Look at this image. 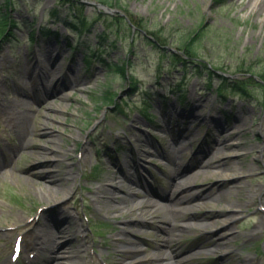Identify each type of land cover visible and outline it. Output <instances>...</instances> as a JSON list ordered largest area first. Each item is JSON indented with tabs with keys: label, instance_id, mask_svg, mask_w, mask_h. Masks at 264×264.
Masks as SVG:
<instances>
[{
	"label": "rangeland",
	"instance_id": "rangeland-1",
	"mask_svg": "<svg viewBox=\"0 0 264 264\" xmlns=\"http://www.w3.org/2000/svg\"><path fill=\"white\" fill-rule=\"evenodd\" d=\"M6 1L0 0V15L2 8L8 9L16 27L0 44V141L15 145L18 156L16 169L0 160V264L10 263L19 234L25 236L28 256L36 252L33 237L44 239V231L56 233V238L40 252L36 264H102L103 260L142 264L128 245L141 247L140 254L148 257L160 247L175 264H264V84L247 78V96L228 88L222 97L217 93L221 79L214 74L210 85L206 69L213 66L229 78L245 71L258 77L264 69V0H227L222 5L218 0H117L112 14L99 6L100 0H75L71 5L59 0H11V6ZM116 12L129 21L130 17L140 20L144 31H160V41L151 42L149 34L142 36ZM84 19L88 26L80 33L67 24ZM202 25L207 33L200 45L201 61L175 64L167 50H178L182 39ZM35 30L41 33L32 40L29 35ZM48 31L54 34L45 35ZM100 48L110 64L131 63L129 76L137 79L136 86L129 77L94 60ZM50 52L59 78L66 80L68 74L78 85L41 103L33 91L48 72L43 66L50 62ZM178 85L185 94L183 102L177 95H167ZM108 94L117 97L123 114L110 106L114 102L106 99ZM22 112L29 118L28 126L21 120ZM192 115L205 123L181 120ZM217 119L222 127L213 124ZM207 123L211 131L206 141ZM165 127H171V132L165 133ZM122 129L126 134L116 141ZM182 130L180 144L190 137L183 153L186 162L212 149V156L226 160L232 172L226 173L225 167L194 168L198 175L192 193L205 194L206 200L196 207V218L175 221L164 212L161 206L167 201L155 190L168 182L162 146H170L171 138ZM235 131L239 134L233 137ZM100 136L112 154L105 152ZM29 139L33 148H19ZM225 139L230 147L239 148L224 149L220 144ZM146 140L149 153L141 157L140 144ZM14 155L6 154V158ZM125 161L130 166L127 170ZM128 169L148 188L127 202L123 188ZM239 173L244 174H240L243 190H229L225 199L210 196ZM58 187L65 192H51ZM109 196L115 197L112 203ZM145 197L158 206L137 224V205L131 206V213L128 205ZM239 205L245 207L228 214L235 209L230 206ZM37 215L40 218L30 223ZM206 215L211 219L204 220ZM226 223L232 224L236 237L217 248L212 232ZM187 224L194 227L186 230ZM157 225L169 229L168 248L160 244L164 235ZM15 227L18 230L3 231ZM62 245L74 263L56 252Z\"/></svg>",
	"mask_w": 264,
	"mask_h": 264
},
{
	"label": "bare ground",
	"instance_id": "bare-ground-1",
	"mask_svg": "<svg viewBox=\"0 0 264 264\" xmlns=\"http://www.w3.org/2000/svg\"><path fill=\"white\" fill-rule=\"evenodd\" d=\"M48 58L50 59V62L44 63L43 68L46 69L43 77L40 78V82L37 83L35 86V91L34 95L36 96L37 100H39L41 103H47L50 98L61 91H63L65 88L73 87L78 85V81L76 79H72L70 76L65 75L66 80L59 78V73L57 72V67L53 66L52 67V58L51 57V52L48 55ZM48 74H51V77H48ZM23 86V91L26 94V96H30V93L27 88H24ZM33 89V90H34ZM51 111H55L51 109ZM22 117L21 120H23L24 125L28 126L29 118H26L25 112H22ZM50 119H54L53 117H50ZM191 125H194L195 123L202 125L204 124V120L201 119L200 117H197L196 115H192L187 117L181 118V120H188ZM218 121L214 120L213 124L216 125L217 127H222L221 120L217 119ZM236 121V119H235ZM171 127H165L164 131L165 133H170L171 132ZM222 130H226L224 127ZM224 133V132H223ZM236 134H233L235 136L238 135V132H234ZM184 135V130L178 131L177 135L175 137L171 138V143L170 146L168 147H163V152L166 154L167 160H168V165L167 168H165V171L167 172V185L165 186H160L157 187L156 194L159 198L166 199L167 202L163 204L161 207L164 208V212L172 219L176 221V219H179L181 217H187L191 216L189 218L193 219L196 218L197 215L194 214L196 211V207H198L199 203L205 198V194L199 195L198 193H192L193 188H194V182L197 179V172L192 171L194 168H198V166L201 167H208L210 169L214 168H224L226 173L229 174V172H232L230 170L228 162L226 160H222L220 157L215 158V156H212V149L210 152V149L207 151H204L200 155H195L191 160H188L187 162L183 159V153L185 152V148L180 144V139ZM189 137L187 138V140ZM32 140H26L24 142H21L20 146L22 148H33V143L31 142ZM228 140H223L220 145H223L224 149L226 150H231L233 148H239L238 146L230 147L227 145ZM147 140L144 141L143 144H140V150L141 153L139 154L141 157L145 156L146 154L149 153V147H148ZM219 146V144H217ZM15 149L9 144H3L0 145V158H2L3 154L7 150H13ZM211 155V156H210ZM207 157V158H206ZM209 158V159H208ZM240 156H235L233 159L238 160ZM230 159V160H233ZM126 162V161H125ZM128 166V167H127ZM130 166L126 162V168H129ZM132 168V167H131ZM133 169H135L133 167ZM127 170V169H126ZM135 171H137L135 169ZM240 174L244 175L243 173L236 174L235 176H231V181L222 183L219 187H217V191L213 192L214 194L210 196H217L221 197L223 199L228 197L229 190H243V187H241L240 184ZM224 175V174H223ZM226 175V174H225ZM224 175V176H225ZM127 183L125 187L123 188L124 193L127 194L126 201L128 202V199H131L134 197L137 193L144 192L146 190L147 192V183L144 180H139V178L136 177V175H133L132 172L129 171L128 173L125 174ZM223 176V177H224ZM68 182H71V179L66 180ZM131 185V186H130ZM134 185L135 187H132ZM62 190L65 192V190L61 187L58 188H52V193L59 192ZM143 190V191H142ZM228 190V191H227ZM171 195V196H170ZM68 196V195H67ZM66 196V197H67ZM115 197H118L115 195ZM113 196H109V202H113L115 199ZM125 197L122 196L121 199H124ZM128 198V199H127ZM208 198V197H207ZM206 198L204 199V201ZM60 203V201H58ZM56 202V203H58ZM246 204H249L250 202L245 201ZM137 205L134 209L137 210L138 217L137 218V224L141 222V219H143L146 215H149L151 211H153L157 206L158 203L150 198V197H145L142 201L131 203L128 205V212L131 213L134 211L133 208H131L132 205ZM194 204V207H193ZM242 204V203H241ZM118 207L117 205H113L112 207ZM245 207L244 205H239V206H230V208H235L234 210H230L228 214L232 212H237V210L243 209ZM206 219L204 220H210L211 217L206 215ZM231 219L227 220L229 222ZM170 220L165 221L166 224L169 226L172 225ZM142 224V223H141ZM194 226L192 224H187L184 225L183 228L187 229H192ZM157 230H159L164 237L160 239V244L165 246L166 248L169 247L171 238L168 236L169 235V229L168 227L157 225ZM223 229H219V231H214L212 232V236L215 240V243L217 244V248L221 246H226L234 237H236V234L232 231L233 226L231 223H226L225 226L222 227ZM45 232V233H44ZM43 233L45 235V241L41 240L40 237L35 236V240L33 242V246L39 249H45L48 247H51V245L54 243V240L56 238V233L51 232V231H44ZM71 241V240H70ZM127 249L131 248V252H133V258H137V260H140V263L142 264H175L174 261L171 260V257L169 254H167L166 251H163L160 247H158V252L154 255H151V257L144 256L140 254L142 252L141 247L139 246H125ZM122 247V248H125ZM88 249V247H87ZM57 253H62L60 255L61 259L64 261L68 260L71 263H74V260L69 256L66 251L64 250V245L60 246L58 250L56 251ZM159 260V261H158ZM155 261H158V263H154ZM179 263V262H178Z\"/></svg>",
	"mask_w": 264,
	"mask_h": 264
},
{
	"label": "trees",
	"instance_id": "trees-1",
	"mask_svg": "<svg viewBox=\"0 0 264 264\" xmlns=\"http://www.w3.org/2000/svg\"><path fill=\"white\" fill-rule=\"evenodd\" d=\"M63 3H71L73 2V0H60ZM103 4H106L110 7H115L117 4V0H100ZM218 4L222 5L223 3L227 2V0H218ZM11 3V0H7V5L9 6ZM117 7V6H116ZM0 41H2L4 38L11 36V31L14 29L16 23L15 21L11 18L8 9H1V15H0ZM120 19L125 20L123 17H121ZM130 21L132 23V25L134 27H136V30L138 33L143 34V25L142 22L139 21H135L133 18L130 17ZM77 29V28H75ZM146 34H149L150 36H152L153 43H156V41H159V36L158 34H160V31H153V32H147L145 31ZM206 27L204 25L199 26L197 29H195L193 32H191L187 37L183 38L181 41V46L178 48L180 53L174 52L173 53V59H174V63H179L182 64L184 66H187L188 64H193L195 63V61H197L199 59V51H200V45L205 42L206 40ZM169 53L171 54V52H167V54L169 55ZM200 61V60H198ZM107 64V63H106ZM108 68L112 71V72H116L117 74H120L123 76V78H126L127 76V70H128V65L124 64V65H109V63L107 64ZM209 70V77L215 74L214 71L211 68L206 67ZM239 68H243V67H239ZM249 68H253L252 66H249ZM242 71V70H241ZM239 71V72H241ZM244 72V71H242ZM250 75V76H249ZM219 77H222L220 75H218ZM243 78H250L252 77L251 72H247L245 71V73H243ZM258 78L264 82V69L261 73H259ZM252 79V78H251ZM250 79V80H251ZM132 81L135 85L136 80L132 77ZM254 81V80H251ZM264 84V83H263ZM228 88L231 89V92H233L234 94H240L243 96L248 95V83L241 81L239 79L230 81L228 78H224L220 93L223 95L224 91L228 90ZM112 100V98H111Z\"/></svg>",
	"mask_w": 264,
	"mask_h": 264
},
{
	"label": "water",
	"instance_id": "water-1",
	"mask_svg": "<svg viewBox=\"0 0 264 264\" xmlns=\"http://www.w3.org/2000/svg\"><path fill=\"white\" fill-rule=\"evenodd\" d=\"M108 10H109L110 12H115L114 10H112V9H109V8H108Z\"/></svg>",
	"mask_w": 264,
	"mask_h": 264
}]
</instances>
